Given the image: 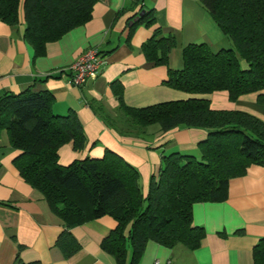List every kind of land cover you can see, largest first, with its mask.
I'll return each instance as SVG.
<instances>
[{"label": "trees", "instance_id": "trees-1", "mask_svg": "<svg viewBox=\"0 0 264 264\" xmlns=\"http://www.w3.org/2000/svg\"><path fill=\"white\" fill-rule=\"evenodd\" d=\"M95 1L0 0V20L17 25L22 17L24 39L34 55L41 56L48 42L91 18ZM200 2L231 39L232 48L214 52L205 43L187 45L182 68L168 69L166 82L188 97L132 108L123 105L116 89L119 115L105 116L125 135L140 134L152 124L161 131L176 127L207 131L198 144V156L175 151L162 157L145 196L138 171L116 153L76 159L68 165L58 162L63 144L81 151L87 139L75 112L53 113L51 93L29 86L0 97V132L5 130L10 145L20 151L16 158L20 175L42 193L51 211L64 222L56 244L65 255L79 248L68 229L103 215L117 222L101 242L117 264H138L149 240L193 250L200 246L205 230L193 224L192 205L224 201L231 178L244 175L252 164L264 166V120L243 110L214 109L207 97L226 91L235 101L253 93L256 105L264 111V0ZM153 19V12L148 11L140 20L151 23ZM174 45L173 36H163L155 28L143 52L153 64L167 66ZM253 261L264 264V237L253 248ZM15 264L39 262H23L17 256Z\"/></svg>", "mask_w": 264, "mask_h": 264}, {"label": "crops", "instance_id": "crops-1", "mask_svg": "<svg viewBox=\"0 0 264 264\" xmlns=\"http://www.w3.org/2000/svg\"><path fill=\"white\" fill-rule=\"evenodd\" d=\"M152 11L151 23L140 20ZM155 28L163 36H173L168 65L153 64L143 45ZM23 18L17 25L0 20V97L18 93L29 86L53 96L52 111L63 115L73 111L81 121L86 146L76 151L69 143L58 150V162L68 165L76 159L101 158L116 153L139 174L143 196L150 179L158 175L162 157L179 151L199 155V143L207 131L176 127L161 131L147 126L140 134L125 135L112 127L105 116H118L121 93L123 105L132 108L186 98L189 95L167 84L168 69L183 66V49L192 43H205L212 51L232 48L231 39L217 26L200 0H96L91 18L55 41L46 44L45 54L35 56L24 39ZM97 47L105 59L95 79L72 86L70 72L64 70L85 50ZM115 86V88H114ZM119 88V89H118ZM214 109H238L264 120L256 105V95L229 99L226 91L207 95ZM107 121V122H106ZM13 148L5 130L0 132V264L23 262L39 264H117L102 249V240L117 222L103 215L68 229L79 248L65 255L56 239L65 229L42 193L20 175ZM192 222L202 226L205 236L199 247H167L149 240L138 264H254L253 248L264 237V166L252 164L242 176L231 178L224 201L196 202ZM131 256L128 247L127 260Z\"/></svg>", "mask_w": 264, "mask_h": 264}, {"label": "built area", "instance_id": "built-area-1", "mask_svg": "<svg viewBox=\"0 0 264 264\" xmlns=\"http://www.w3.org/2000/svg\"><path fill=\"white\" fill-rule=\"evenodd\" d=\"M104 63V56L97 47L88 48L64 69L70 72L68 82L77 87L84 85L88 80L98 76Z\"/></svg>", "mask_w": 264, "mask_h": 264}, {"label": "rangeland", "instance_id": "rangeland-1", "mask_svg": "<svg viewBox=\"0 0 264 264\" xmlns=\"http://www.w3.org/2000/svg\"><path fill=\"white\" fill-rule=\"evenodd\" d=\"M156 125V124H155Z\"/></svg>", "mask_w": 264, "mask_h": 264}]
</instances>
